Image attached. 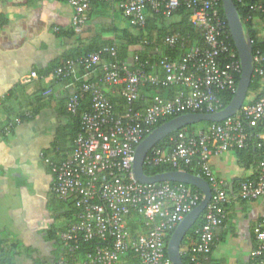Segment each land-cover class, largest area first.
I'll return each instance as SVG.
<instances>
[{"label":"built area","instance_id":"obj_1","mask_svg":"<svg viewBox=\"0 0 264 264\" xmlns=\"http://www.w3.org/2000/svg\"><path fill=\"white\" fill-rule=\"evenodd\" d=\"M71 9L70 28L82 33L89 21L93 0H59ZM110 4L130 26L142 28L146 14L170 18L181 6L192 10L190 22L202 38L203 45L189 46L179 61L162 58L155 65L114 61L103 65L100 80L84 83L72 94L67 110L76 113L89 96L90 110L81 114V132L76 136L71 154L55 163L46 160L54 176L53 193L61 200L71 199L78 209L75 220L59 233L65 249L74 253L79 243L98 240L79 264H121L129 252L141 264H173L167 256L166 237L183 218L199 205L203 194L192 193L182 183L142 184L133 172L137 146L149 136L154 126L167 118L188 113L216 114L225 108V97L235 94L237 76L241 74L238 54L229 44L228 27L219 12L220 0H100ZM260 9V8H259ZM58 31V29H55ZM188 39L180 35L165 38L169 47L182 46ZM251 46L252 41H248ZM115 56L114 48L104 49ZM100 53L90 54L78 62L86 69L101 62ZM264 50L252 54L255 76L264 75ZM160 67L163 76L148 73ZM76 62L66 61L56 67L52 77L62 80L75 73ZM34 80L43 79L36 72ZM145 83L176 87L172 97L156 96L145 107L137 108L139 89ZM119 94L126 102L118 111L108 97ZM16 122H19L18 120ZM255 147L260 151L257 174L239 184L237 197L255 201L264 195V89L252 104L219 123L198 128L190 135H180L162 146L152 147L144 165L182 166L196 169L210 186L211 197L202 225L195 230L196 241L188 250L192 264H206L217 241L216 232L227 219L229 184L212 170L213 157L236 149ZM138 212L147 226V233L132 237L127 216ZM255 246L250 264H264V218L254 226ZM58 264H65L62 257Z\"/></svg>","mask_w":264,"mask_h":264},{"label":"crops","instance_id":"obj_2","mask_svg":"<svg viewBox=\"0 0 264 264\" xmlns=\"http://www.w3.org/2000/svg\"><path fill=\"white\" fill-rule=\"evenodd\" d=\"M71 14L59 0H0V264H53L58 252L50 233L57 236L63 226L62 210L46 160L55 157L56 137L67 123L60 110L71 89L43 74L75 45L59 36L60 29L70 28ZM115 14L110 7L93 5L80 39L86 42L100 27L112 26ZM103 38L114 35L104 33ZM32 72L43 79L34 80ZM18 112L27 117L7 129L8 116ZM210 162L229 189L230 178L251 174L230 153ZM261 218L264 195L245 203L229 200L207 264H250L253 229ZM10 244L19 246L20 255L11 258L8 252L2 258V249Z\"/></svg>","mask_w":264,"mask_h":264},{"label":"trees","instance_id":"obj_3","mask_svg":"<svg viewBox=\"0 0 264 264\" xmlns=\"http://www.w3.org/2000/svg\"><path fill=\"white\" fill-rule=\"evenodd\" d=\"M233 4L238 13L239 19L243 26V31L245 37L248 41H252L251 48L252 54L256 52L257 49L264 50V0H232ZM97 7H110L116 13L114 18V24L108 27H100L89 40L83 42L79 34L73 32L71 28H62L59 30V36L61 38L72 39L75 43L73 48L68 49L62 56V61L54 66L51 72L48 74L44 73V76L52 75L53 70L60 66L62 63L73 60L76 62L75 73L70 77L56 80L57 82H62L67 86H70L71 91L67 94L65 102L61 106L60 114L67 116L68 120L66 125L60 128L58 135L56 137V142L53 147L55 157L50 161L59 163L69 157L73 149V144L76 136L81 132L80 117L81 114L90 110V99L89 96L86 97L84 101L81 102L76 113H70L67 110V102L69 97L76 93L84 83L94 82L100 80L104 75L103 65L114 61H128L132 64L133 57L137 56L140 63L148 61L149 65H155L162 58L167 57L170 61H179L183 53L186 52L189 46L192 45H203V41L199 31L193 27L190 22V17L192 15V10L186 6H181L170 18L166 19L160 14L147 13L146 23L142 28H136L130 26L122 15L115 11L114 8L107 3H103L100 0H93L92 6ZM219 12L221 17L226 21L228 27L229 44L231 48L237 53L233 39L231 37L228 22L226 20L222 3L219 2ZM260 8V9H259ZM104 33H113L114 38L105 40L103 38ZM180 35L181 37H186L188 41L182 46L169 47L164 44L165 38L171 35ZM114 48L116 55L111 56V54L104 49ZM100 53L101 62L92 67L91 69L84 68L78 61L87 57L90 54ZM264 69V65H263ZM148 73H158L163 76L162 69L158 66L154 70H150L146 67ZM42 75V74H41ZM42 75V76H43ZM239 75L237 76V81H239ZM264 89V75L255 76L252 74V80L250 83L249 91L246 96L245 104H252L256 101ZM177 92L176 87L166 88L161 85H154L151 83L143 84L139 89V99L135 103L137 108H142L147 106L154 97H172ZM108 97L115 104L118 111H123L126 106L124 99L120 97L119 94H111L108 92ZM233 94L229 93L225 97V107L232 100ZM27 117L25 112H18L13 116H8L7 122L4 124L7 129L11 128L16 121H23ZM173 118H167L160 121L154 126V129L164 124L165 122ZM201 126L196 127V125L187 126L179 130L171 132L169 135L164 137L159 141L154 147L162 146L168 143L170 139H177L180 135H190L193 131L198 128L205 129L206 127L212 125L211 122L199 123ZM234 157V160L238 167L243 171H251L248 177H232L230 182L233 183V192H230L228 187V197L229 200H235L239 202H250L243 201L237 197L239 184L243 181L253 179L257 174V167L260 161V151L255 147L249 146L248 148L236 149L230 152ZM212 170L214 167L210 162ZM144 174L147 176H154L157 174L181 170L192 175L203 177L196 169L182 166L180 169L173 168L172 166L159 165V166H149L144 165ZM215 173V172H214ZM222 179L221 177H219ZM224 180V179H223ZM227 181V180H225ZM174 184V183H170ZM192 193L202 194L201 191L195 187L186 185ZM56 196V195H55ZM234 196V197H233ZM57 197V196H56ZM58 198V197H57ZM235 198V199H233ZM59 200L61 205V219L63 220V226L58 232L57 236L55 233H50L51 239L55 240V245L57 246V255L53 264H58L59 260L64 257L65 264H79L85 259V254L90 252L96 245L99 244L98 240H94L91 243H79V248L74 253H69L65 249L62 240L59 237V233L66 230L67 226L75 220L78 209L75 207L73 200ZM205 211L198 218L196 223L187 232L183 242L180 246V255L183 264H192L188 250L191 247V243L196 241L195 230L198 229L204 220ZM127 226L132 235V237H137L138 235L147 233L148 229L144 223L143 218L136 211H132L129 216H127ZM173 231L169 232L166 237V244ZM213 249V248H212ZM10 250V251H9ZM11 258L14 256H19V246L17 244H10L8 248L2 249V258L8 255ZM121 264H141L140 259L137 255L132 252L127 253L123 258ZM207 264V263H206Z\"/></svg>","mask_w":264,"mask_h":264},{"label":"water","instance_id":"obj_4","mask_svg":"<svg viewBox=\"0 0 264 264\" xmlns=\"http://www.w3.org/2000/svg\"><path fill=\"white\" fill-rule=\"evenodd\" d=\"M220 1L222 3L223 11L229 26V31L237 50L241 65L240 78L232 100L222 111L216 114L188 113L165 122L164 124L155 128L153 132L137 146L133 159L134 176L140 183H182L195 187L203 194V198L199 205L183 218V220L177 225L169 239V242L167 244V256L173 264H183L180 255L181 243L183 242V239L185 238L187 232L205 211L211 197L210 186L202 177L192 175L181 170L169 171L154 176H147L144 174L143 170L144 161L151 148L171 132L202 122L219 123L235 115L246 100L253 74L252 48L247 42L243 31V26L241 24L233 1ZM232 188L233 184L230 185L231 193L233 192Z\"/></svg>","mask_w":264,"mask_h":264},{"label":"rangeland","instance_id":"obj_5","mask_svg":"<svg viewBox=\"0 0 264 264\" xmlns=\"http://www.w3.org/2000/svg\"><path fill=\"white\" fill-rule=\"evenodd\" d=\"M199 126H201V124L196 125V127H199Z\"/></svg>","mask_w":264,"mask_h":264}]
</instances>
